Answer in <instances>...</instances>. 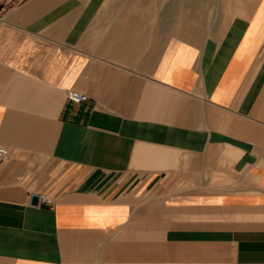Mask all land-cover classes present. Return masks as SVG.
Segmentation results:
<instances>
[{"label":"crops","instance_id":"obj_1","mask_svg":"<svg viewBox=\"0 0 264 264\" xmlns=\"http://www.w3.org/2000/svg\"><path fill=\"white\" fill-rule=\"evenodd\" d=\"M0 143V264H264V0H0Z\"/></svg>","mask_w":264,"mask_h":264},{"label":"built area","instance_id":"obj_2","mask_svg":"<svg viewBox=\"0 0 264 264\" xmlns=\"http://www.w3.org/2000/svg\"><path fill=\"white\" fill-rule=\"evenodd\" d=\"M66 97L76 103L85 102L87 100V96L82 92L68 90L66 92ZM10 157V150L7 146L0 143V166L4 164ZM39 203H44L48 206H53L54 202L50 196L47 194H39ZM255 264V263H249Z\"/></svg>","mask_w":264,"mask_h":264},{"label":"water","instance_id":"obj_3","mask_svg":"<svg viewBox=\"0 0 264 264\" xmlns=\"http://www.w3.org/2000/svg\"><path fill=\"white\" fill-rule=\"evenodd\" d=\"M39 202V196L38 195H32L31 197V204H38Z\"/></svg>","mask_w":264,"mask_h":264}]
</instances>
